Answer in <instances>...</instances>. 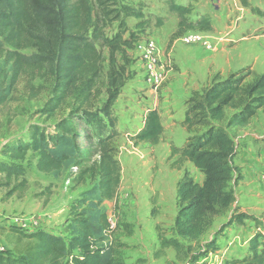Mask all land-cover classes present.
<instances>
[{
	"label": "trees",
	"instance_id": "trees-1",
	"mask_svg": "<svg viewBox=\"0 0 264 264\" xmlns=\"http://www.w3.org/2000/svg\"><path fill=\"white\" fill-rule=\"evenodd\" d=\"M115 1L0 0V61L8 68L11 85L28 72H43L52 83L45 113L73 101L67 117L52 128L33 125L27 140L9 142L3 154L15 160L36 154L38 171L54 178L70 171L76 186L92 184L81 195V205L70 214L65 227L69 240L44 230L29 233L12 229L25 241L24 250L15 255L6 250L0 254V264H129L124 254L127 245L118 239L107 242L111 226L104 203L117 199L122 184L123 167L116 145L119 119L114 107L124 87V69H117L116 58L133 48L139 37L135 33L125 37L128 29L121 13L109 9ZM172 10L179 20L175 38L211 31L209 18L192 20L189 7L173 4ZM126 12L129 17L141 18L132 9ZM114 21H119V27L110 34L107 31ZM105 50L110 67L102 85ZM26 51L33 53L26 55ZM251 74L244 69L226 79L217 75L210 87L195 92L186 103L181 125L190 136L182 147L170 143L169 160L176 158L172 167L191 163L204 181L198 183L187 171L183 173L178 183V238L159 234L160 251L172 249L177 258H187L192 245L179 239L190 241L207 233L216 219L231 211L220 232L245 221L264 231L263 220L234 208L238 199L231 186L240 178H235L232 166L237 149L230 130L245 127L259 112L264 113V75L247 81ZM103 91L107 99L99 103ZM7 98V93L0 94V105ZM164 132L158 110L151 109L143 128L132 137L134 147L156 146ZM1 174L8 185L15 182L10 196L19 189L27 190L22 167L0 162ZM261 234L251 240L252 256L226 264H264ZM139 260L130 264L144 262Z\"/></svg>",
	"mask_w": 264,
	"mask_h": 264
},
{
	"label": "rangeland",
	"instance_id": "rangeland-1",
	"mask_svg": "<svg viewBox=\"0 0 264 264\" xmlns=\"http://www.w3.org/2000/svg\"><path fill=\"white\" fill-rule=\"evenodd\" d=\"M223 1V5L219 7L214 6L218 4L216 0L210 5H207L209 0H116L115 5L109 6L111 11L121 13L128 29L125 37H129L130 33H135L139 37L133 48L118 53L116 58L117 69H124L122 70L124 87L114 107L119 119L117 130L120 136L116 145L118 159L123 167L122 184L117 199L104 203V209L113 227L107 235V242L118 239L125 243L127 248L124 254L129 264L136 263L139 259L144 262L138 264H188V262L226 264L252 256L251 240L258 234L254 232V225L250 222L236 223L220 232L221 227L228 223L232 211L216 219L207 233L190 241L179 239L187 245H192V251L187 258H177L172 249L160 251L159 234L168 238H178L176 235L180 211L178 183L183 173L187 171L198 183L201 182L203 175L187 162L172 167L176 158L169 160V136H164L156 146L141 144L134 147L132 142V137L140 127L143 110L151 107L153 109L156 98L162 100L161 90L166 85L163 83L157 92L147 95V92L154 88L146 80L137 46H144L150 38L157 43L159 50L163 49L162 57L166 58L171 46L182 37L174 36L179 20L172 10L173 4L189 7L191 9L189 17L192 20L209 18L211 31H194L203 36H214V32H217L215 26L218 28V33L225 30L229 32L230 28L235 26L238 29V39L246 38V42L241 40V43H246V48L242 49L245 63L238 72L244 69L250 71L252 74L247 81H252L257 75H264V0ZM126 9L140 13L141 18L127 16ZM238 18L241 20L238 21ZM236 20V24L233 25L231 22ZM118 27L119 21H114L107 32L112 34L118 30ZM32 53V51L25 52L26 55ZM162 65L160 58L159 66ZM102 67L103 85L105 74L110 67L107 50L103 53ZM164 71L166 72L167 69L165 68ZM51 89L52 83L43 72H28L11 85L8 68L0 61V94H8L7 100L0 105V162L22 167L26 173L24 179L27 181L26 191L19 189L10 196L15 182L12 181L8 185L5 176L1 174L0 208L14 217L27 218L30 227L35 226L34 223L37 222L36 229L46 226L44 219L47 216H40L41 212L57 215L58 220L55 225L57 235L69 240L70 233L65 227L70 214L81 205V195L91 189L92 184L88 182L76 186L73 182L75 175L70 171L64 172L59 178L38 171L39 156L36 154L28 153L22 159L16 160L3 154L9 142L27 140L29 129L33 125L52 128L59 120L68 116L73 104L72 99L53 113L44 112ZM172 98L173 107L180 114L183 108L182 99L177 96ZM106 99L107 95L104 92L99 103ZM128 111L136 113L137 120L133 127L130 126L132 123L127 116L130 114ZM251 124L253 129L264 134V114H259ZM175 133V145L182 147L188 139L185 137L187 135L181 130ZM263 154L264 151L262 158ZM231 186L237 190L234 182ZM238 204L237 202L235 205ZM0 236L8 252L13 255L23 252L25 241H20L14 231L0 227ZM259 243L261 249H264L262 234Z\"/></svg>",
	"mask_w": 264,
	"mask_h": 264
},
{
	"label": "crops",
	"instance_id": "crops-1",
	"mask_svg": "<svg viewBox=\"0 0 264 264\" xmlns=\"http://www.w3.org/2000/svg\"><path fill=\"white\" fill-rule=\"evenodd\" d=\"M212 1L215 0H209V4L207 5L212 4ZM216 1L218 4H215V7L223 5V0ZM220 11L222 12L223 10ZM216 15L218 16V13H216ZM220 16L221 15H219V18ZM237 20L239 21L241 18H238ZM237 20L231 23L235 25ZM215 28L217 29V32H214L215 37L204 34L214 45L213 50H206L200 46L183 45L180 40L171 46L165 59L162 57L161 53L163 49L161 48L159 50L161 53L160 58L163 64V69H167L164 82L166 85L161 90L162 100L159 101L158 98H156L154 101L155 107H153V109L158 110L161 116L165 128L163 137L169 136V143L175 144V132L178 130H181L187 135L185 137L188 138L190 136L182 127L181 123L186 115V103L193 94L195 92H202L210 87L217 75L222 79H226L231 74L238 72L244 67L245 57H243L242 49L246 48V43H241V40L246 42V38L241 40L238 39V29L235 28V26L231 27L229 32H226L225 30L222 31V33H218L217 26H215ZM155 91L157 92L155 89L148 91L147 95H153V92ZM173 96L182 99L183 108L180 114L177 113L173 107ZM151 108L143 110L140 127L136 134L143 128L146 115ZM128 112L130 113V111ZM259 114L264 113L259 112ZM259 114L254 119H256ZM127 116L130 119V123H132L130 126L133 127L134 122L137 120L136 113H130ZM251 123L245 127L230 130V134L237 149V155L233 160L232 166L235 170V178H240L237 184L238 191L235 188L239 195L237 201L239 204L234 205V208L240 209L241 213L252 215L260 220H264V184L262 183L260 176L262 152L264 151V134L257 129H253ZM203 181L204 176H202L200 183ZM41 215L45 217L47 216L44 219L46 226H42L37 230L31 229L28 232L33 233L38 230H44L57 235L55 230V225L58 220L57 215L46 211L41 212L40 216ZM13 217L14 215L7 214L0 208V227L12 230L8 227L7 220ZM245 222L248 223L249 221ZM250 223L251 225H254V232H256V234L259 233L261 229L257 228L254 223ZM261 232L264 234V231Z\"/></svg>",
	"mask_w": 264,
	"mask_h": 264
},
{
	"label": "built area",
	"instance_id": "built-area-1",
	"mask_svg": "<svg viewBox=\"0 0 264 264\" xmlns=\"http://www.w3.org/2000/svg\"><path fill=\"white\" fill-rule=\"evenodd\" d=\"M180 42L187 46H200L206 50H213L214 46L212 42L205 36L191 32L181 37ZM140 52V62L143 65V71L146 76L147 82L155 90H158L165 82L166 75L163 66H159L161 53L159 51L157 43L148 39L144 46H137ZM261 181L264 184V154L262 158V167L260 170ZM110 222V220H109ZM8 227L11 229L28 232L29 230H37L38 223L35 222V226L30 227V221L24 217H13L7 220ZM110 229L112 230V224L110 222ZM35 227V228H34ZM261 231V230H260ZM6 252V246L0 239V254Z\"/></svg>",
	"mask_w": 264,
	"mask_h": 264
}]
</instances>
